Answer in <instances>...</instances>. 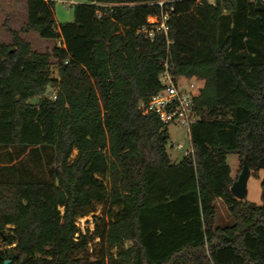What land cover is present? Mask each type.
Returning <instances> with one entry per match:
<instances>
[{
  "label": "trees",
  "instance_id": "obj_1",
  "mask_svg": "<svg viewBox=\"0 0 264 264\" xmlns=\"http://www.w3.org/2000/svg\"><path fill=\"white\" fill-rule=\"evenodd\" d=\"M158 1L88 0L57 23L53 0H25L18 27L0 16V169L12 178L0 179L12 247L0 244V264L10 253L11 264H264V178L261 204L231 192L245 161L264 172V0H166L170 44L138 32ZM168 48L171 73L203 81L193 153L178 163L167 127L140 108L162 87ZM25 155L49 178H13ZM217 200L232 224L217 225ZM102 203L83 231L78 219ZM96 238L106 248L92 260Z\"/></svg>",
  "mask_w": 264,
  "mask_h": 264
},
{
  "label": "rangeland",
  "instance_id": "obj_2",
  "mask_svg": "<svg viewBox=\"0 0 264 264\" xmlns=\"http://www.w3.org/2000/svg\"><path fill=\"white\" fill-rule=\"evenodd\" d=\"M211 2H214V0H210ZM60 7L62 10L67 11L70 10V7H65L63 3L60 4ZM5 30L3 29V26H0V40L3 36H5ZM58 71L55 69L54 76H57ZM49 91H52V89H49ZM31 102H36V100H31ZM168 131V144H167V151L172 159L173 162H180L183 157L185 156V150L191 148V137L188 127L182 125V124H171L167 127ZM183 144L184 149L179 148L177 145ZM76 155V151L74 153V156ZM7 156L8 152L7 150L0 149V167L7 165ZM24 159V169H19L14 173L13 178H28V179H36L38 177H45L49 178L47 166L44 162H40L37 158L34 156L25 155L23 157ZM228 163L231 166V174L232 176L236 177L241 169V163L238 158L237 154H230L228 156ZM5 178H11L10 175H8V172L6 170L0 169V179ZM264 178V172L260 171L259 173H254L252 171L251 177L248 181L247 185V194L246 199L252 202H255L257 204L262 203L261 199V180ZM12 179V178H11ZM216 207H217V225H229L232 224L233 220L231 216L228 214L225 205L221 200L216 201ZM108 207L106 204H96L95 211L90 213L89 215H86L82 218L78 219L79 227L83 231L89 230L90 233H93L95 230V226L100 223V218L105 214ZM0 244L1 240H0ZM2 248L4 250H12L11 246H5L2 244ZM105 244L100 241L99 238H96L90 244L88 245V248L85 252V255H88L91 257L92 260L100 257L102 253L105 251ZM114 251H117V249H114Z\"/></svg>",
  "mask_w": 264,
  "mask_h": 264
},
{
  "label": "built area",
  "instance_id": "obj_3",
  "mask_svg": "<svg viewBox=\"0 0 264 264\" xmlns=\"http://www.w3.org/2000/svg\"><path fill=\"white\" fill-rule=\"evenodd\" d=\"M169 1H158L162 10L159 14L148 17V24L142 27L138 32L143 33L147 38L153 40L156 34L164 33L168 39L169 27L168 22L171 18L173 8H165ZM168 44L171 41L167 40ZM166 58L163 59L164 70L160 74L161 89L151 97L147 104L140 105L144 113H155L160 118L164 127L171 124H182L188 127L189 132L191 126L200 118L195 107V97L199 94L203 81L195 77L187 78L185 76H175L170 71V53L169 48ZM52 96L55 97L54 93ZM192 145V143H191ZM184 149L183 144L177 145ZM193 153V147L185 150V156ZM77 225L79 226L78 222Z\"/></svg>",
  "mask_w": 264,
  "mask_h": 264
},
{
  "label": "crops",
  "instance_id": "obj_4",
  "mask_svg": "<svg viewBox=\"0 0 264 264\" xmlns=\"http://www.w3.org/2000/svg\"><path fill=\"white\" fill-rule=\"evenodd\" d=\"M53 1L55 2V19L57 23L73 21L74 20L73 6L79 3L88 2V0H53ZM61 3H63L65 7L69 6L70 10L67 11L62 10L60 7ZM4 6L6 7V10H4ZM3 15L9 16L8 19L11 20L12 26L18 27L26 18L25 0H0V16L2 17Z\"/></svg>",
  "mask_w": 264,
  "mask_h": 264
},
{
  "label": "water",
  "instance_id": "obj_5",
  "mask_svg": "<svg viewBox=\"0 0 264 264\" xmlns=\"http://www.w3.org/2000/svg\"><path fill=\"white\" fill-rule=\"evenodd\" d=\"M142 104V102H140V105ZM251 173L252 170L249 167L247 161L244 162L243 164V168L241 173L239 174L238 178L233 182L232 186H231V192L233 193V195L240 199L243 200L246 198V194H247V185H248V181L251 177ZM16 256L18 257L19 254H16ZM9 259L4 261V264H11L13 262L14 259V254L10 253L9 255ZM1 258V256H0ZM23 260V258H21V261Z\"/></svg>",
  "mask_w": 264,
  "mask_h": 264
}]
</instances>
